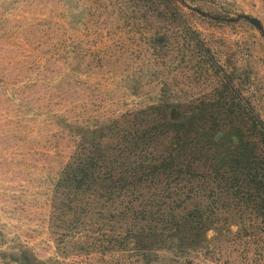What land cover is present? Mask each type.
<instances>
[{
  "label": "rangeland",
  "instance_id": "obj_1",
  "mask_svg": "<svg viewBox=\"0 0 264 264\" xmlns=\"http://www.w3.org/2000/svg\"><path fill=\"white\" fill-rule=\"evenodd\" d=\"M222 100L264 124V0H0V264H264V146H170Z\"/></svg>",
  "mask_w": 264,
  "mask_h": 264
},
{
  "label": "trees",
  "instance_id": "obj_2",
  "mask_svg": "<svg viewBox=\"0 0 264 264\" xmlns=\"http://www.w3.org/2000/svg\"><path fill=\"white\" fill-rule=\"evenodd\" d=\"M223 102L225 103L223 104ZM216 104L219 107H221L220 104H223L224 107L220 113H217L218 115L206 112L205 103L199 106V108H195L192 111V123L196 124V130L193 132V135L185 137L184 135L186 134L182 133L180 129L178 133H175V136L181 137L178 140L176 139L175 142L173 140L170 142L172 149L175 150L180 147L187 156H194L192 158L194 164H196L197 160L202 164L225 161L228 154L245 156L248 153V146H254L255 148L258 145L264 146V124H262L246 103L242 100L235 103H226V101L222 100L217 101ZM144 120L143 117L138 119L137 116L133 115L127 129L116 133L117 140L113 139L110 145L111 150H114L115 154L89 159L88 164L92 168V172L94 173L97 170V173L104 180L110 182L108 184L109 187L123 188L127 181L133 178L122 174L119 176V173L117 175L114 174L112 166L118 164L120 159H124L123 157L119 158V150L123 145L121 139L123 134L131 136L134 132L138 131L139 125ZM172 120L175 119L173 118ZM218 133L221 136L215 138ZM224 134L232 136V138L234 137L236 141L233 142L231 137L225 140ZM125 149L136 150V147L130 148L126 145L123 151Z\"/></svg>",
  "mask_w": 264,
  "mask_h": 264
}]
</instances>
